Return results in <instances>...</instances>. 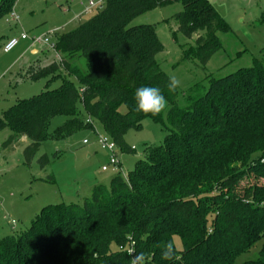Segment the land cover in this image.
Here are the masks:
<instances>
[{"label": "trees", "instance_id": "trees-1", "mask_svg": "<svg viewBox=\"0 0 264 264\" xmlns=\"http://www.w3.org/2000/svg\"><path fill=\"white\" fill-rule=\"evenodd\" d=\"M177 1V30L193 40L189 53L204 64L219 48L218 32L228 30L208 0H105L92 17L56 37L58 63L30 69L33 77L62 70L76 84L63 79L0 115V131L11 132L3 146L25 137L26 160L47 138L92 130L87 118L122 152L132 150L124 134L144 118L165 125L166 135L126 178L115 172L109 188L97 184L78 203L46 205L18 236L0 237V264H131L119 249L130 239L143 264H235L259 241L256 256L239 264H264V51L249 67L190 86L179 101L178 87L167 90L169 76L156 61L163 45L154 25L128 26L137 15ZM10 2L0 0V11ZM80 56L86 72L73 64ZM142 85L161 89L164 110H135L134 91ZM55 115L65 120L49 134ZM245 177L250 182L240 187ZM173 236L181 248L163 260Z\"/></svg>", "mask_w": 264, "mask_h": 264}, {"label": "rangeland", "instance_id": "rangeland-1", "mask_svg": "<svg viewBox=\"0 0 264 264\" xmlns=\"http://www.w3.org/2000/svg\"><path fill=\"white\" fill-rule=\"evenodd\" d=\"M93 1L96 6L87 14L82 12L88 0H11L0 11V115L17 101L58 87L63 79L76 84V80L62 70L54 75L33 77L30 69L36 70L45 64L60 61L62 55L53 49L56 37L92 17L105 2ZM208 2L228 30L218 32L219 48L204 64L189 53L193 40L177 30L174 15L182 10L180 1L141 13L128 24L154 25L157 38L163 45L156 61L165 74L180 81L179 101L190 86L204 83L210 76L220 77L249 67L264 51V0ZM11 11L18 16L17 21L10 20ZM75 15L74 22L65 26V22ZM22 33L27 37L18 40L12 49L5 52L4 44ZM37 38H48L49 43L33 42ZM28 45L36 46L38 53L31 52ZM73 64L81 72H86L84 57L75 58ZM78 109L85 116L80 105ZM119 110L124 112L125 107L120 106ZM64 120L63 115L53 116L48 123V133L52 134ZM92 126L97 134H106L97 120L92 119ZM10 133L8 128L0 131V237L18 236L29 228L34 216L46 205L78 203L83 197H88L97 184L109 188L115 171L112 168L100 171L108 153L99 147L93 130H79L63 140L47 138L29 160L23 153L29 144L25 137L3 146ZM165 135V125L150 118H144L140 128L128 129L124 141L132 150L122 152L118 147L116 149L121 175L126 178L134 171L146 151L163 143ZM83 138L88 140L87 145L81 143ZM43 155L47 161L41 164L39 159ZM249 178H243L239 186L247 185ZM173 244L176 249L181 248L178 236H173ZM260 245L259 241L238 255L235 264L254 258Z\"/></svg>", "mask_w": 264, "mask_h": 264}, {"label": "clouds", "instance_id": "clouds-1", "mask_svg": "<svg viewBox=\"0 0 264 264\" xmlns=\"http://www.w3.org/2000/svg\"><path fill=\"white\" fill-rule=\"evenodd\" d=\"M180 85V81L175 76L168 77L166 88L173 92ZM135 110L143 113L156 115L165 109L167 101L159 87L142 85L134 91ZM174 245L172 242L165 243L161 258L163 260H172L174 257ZM143 253L132 257V264H143Z\"/></svg>", "mask_w": 264, "mask_h": 264}, {"label": "built area", "instance_id": "built-area-1", "mask_svg": "<svg viewBox=\"0 0 264 264\" xmlns=\"http://www.w3.org/2000/svg\"><path fill=\"white\" fill-rule=\"evenodd\" d=\"M95 6H96V3L93 0H88L87 5L85 6V9H84V13L89 12L90 9H92ZM10 17H11L10 20H14V21L18 20V16L13 11H11ZM55 31L56 30H54V32ZM26 37H27L26 34L22 33L19 35V37L10 38L4 44L3 50L5 52L9 51L10 49H12L17 44L18 40H23ZM33 42H35V43L36 42H42V43L48 44L49 40H48V38H43V39L37 38V39H34ZM86 122H90L92 124V120L90 118H87ZM92 130L97 136L96 141H97L99 147L101 149L107 151V153H108L107 161L105 162V164L101 165L100 170L101 171H107L109 168H112L115 172L120 171V163H119L117 156H116L117 146H116L115 142L107 134H105V135L97 134L95 132L94 127ZM81 143L87 144L88 140L86 138H83V139H81ZM133 245H134V241L130 239L127 246H125V247L119 246V249L125 250L126 253L129 255V257L131 258V264H132V257L135 256Z\"/></svg>", "mask_w": 264, "mask_h": 264}, {"label": "crops", "instance_id": "crops-1", "mask_svg": "<svg viewBox=\"0 0 264 264\" xmlns=\"http://www.w3.org/2000/svg\"><path fill=\"white\" fill-rule=\"evenodd\" d=\"M86 5H87V4H86ZM84 9H85V7H84ZM82 14H87V13H84V10H83ZM75 19H76V15H75V16H72L71 18H69L68 21L65 22V26L71 24L72 22H74ZM27 47L29 48V50H30L31 52H33V53H38V48H36V46H34V45H28ZM48 64H49V63H48ZM48 64H45L44 66H46V65H48ZM44 66H42V67H44ZM31 68H32V67H31ZM87 144H88V143H87ZM87 144H84V145H87ZM100 171H101V170H100ZM101 172H106V171H101Z\"/></svg>", "mask_w": 264, "mask_h": 264}, {"label": "water", "instance_id": "water-1", "mask_svg": "<svg viewBox=\"0 0 264 264\" xmlns=\"http://www.w3.org/2000/svg\"><path fill=\"white\" fill-rule=\"evenodd\" d=\"M1 4H3V2Z\"/></svg>", "mask_w": 264, "mask_h": 264}]
</instances>
